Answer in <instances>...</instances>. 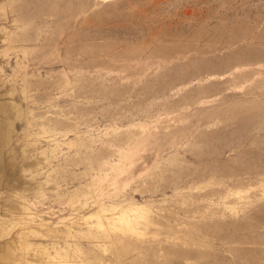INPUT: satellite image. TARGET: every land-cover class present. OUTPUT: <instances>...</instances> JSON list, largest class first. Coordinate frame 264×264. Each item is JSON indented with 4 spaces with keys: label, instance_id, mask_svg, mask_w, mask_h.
Here are the masks:
<instances>
[{
    "label": "rangeland",
    "instance_id": "1",
    "mask_svg": "<svg viewBox=\"0 0 264 264\" xmlns=\"http://www.w3.org/2000/svg\"><path fill=\"white\" fill-rule=\"evenodd\" d=\"M0 264H264V0H0Z\"/></svg>",
    "mask_w": 264,
    "mask_h": 264
}]
</instances>
